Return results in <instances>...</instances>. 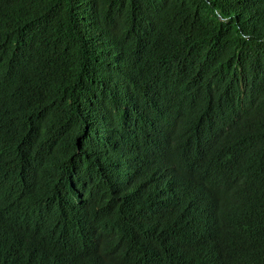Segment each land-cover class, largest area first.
<instances>
[{
	"label": "trees",
	"instance_id": "trees-1",
	"mask_svg": "<svg viewBox=\"0 0 264 264\" xmlns=\"http://www.w3.org/2000/svg\"><path fill=\"white\" fill-rule=\"evenodd\" d=\"M11 120L38 175L63 178L46 215L126 225L178 264L174 233L201 219L182 197L194 167L231 157L254 194L212 226L264 247V0H0V127Z\"/></svg>",
	"mask_w": 264,
	"mask_h": 264
},
{
	"label": "clouds",
	"instance_id": "clouds-1",
	"mask_svg": "<svg viewBox=\"0 0 264 264\" xmlns=\"http://www.w3.org/2000/svg\"><path fill=\"white\" fill-rule=\"evenodd\" d=\"M30 142L23 122L0 127V264H163L153 246L134 242L126 225L107 221L80 232L73 222L46 215L43 206L65 198V184L58 173L38 175L42 166L31 160ZM254 190L251 176L231 157L197 163L182 197L185 208L200 204L201 219L198 227L186 220L174 233L178 264H261L259 241L223 237L212 226L239 211Z\"/></svg>",
	"mask_w": 264,
	"mask_h": 264
},
{
	"label": "rangeland",
	"instance_id": "rangeland-1",
	"mask_svg": "<svg viewBox=\"0 0 264 264\" xmlns=\"http://www.w3.org/2000/svg\"><path fill=\"white\" fill-rule=\"evenodd\" d=\"M150 190H152V187H150Z\"/></svg>",
	"mask_w": 264,
	"mask_h": 264
}]
</instances>
